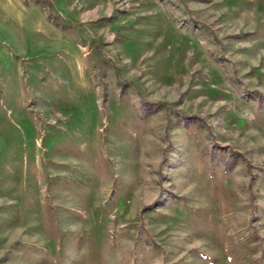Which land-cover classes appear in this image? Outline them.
<instances>
[{"label":"rangeland","instance_id":"1","mask_svg":"<svg viewBox=\"0 0 264 264\" xmlns=\"http://www.w3.org/2000/svg\"><path fill=\"white\" fill-rule=\"evenodd\" d=\"M0 264H264V0H0Z\"/></svg>","mask_w":264,"mask_h":264}]
</instances>
